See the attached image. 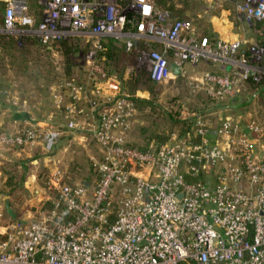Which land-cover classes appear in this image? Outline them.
<instances>
[{
  "label": "built area",
  "instance_id": "1",
  "mask_svg": "<svg viewBox=\"0 0 264 264\" xmlns=\"http://www.w3.org/2000/svg\"><path fill=\"white\" fill-rule=\"evenodd\" d=\"M5 1L0 36L45 44L75 38L86 48L84 77L62 79L51 91L65 127L37 121L0 131V151L42 142L52 153L68 131L91 137L100 158L91 157L97 174L89 184L69 183L60 168L48 174L49 207L32 218L3 223L0 208V264H264V121L196 112L185 134L133 145L144 93L123 92L102 65L104 42L114 39L137 50L136 68L156 82L182 76L216 101L238 98L246 79L264 77V45L243 38L247 27L264 23V0H211L231 4L246 24L231 39L202 35L156 0H38L39 22L27 0ZM201 62L229 69L187 77L186 66Z\"/></svg>",
  "mask_w": 264,
  "mask_h": 264
},
{
  "label": "rangeland",
  "instance_id": "2",
  "mask_svg": "<svg viewBox=\"0 0 264 264\" xmlns=\"http://www.w3.org/2000/svg\"><path fill=\"white\" fill-rule=\"evenodd\" d=\"M164 1L165 2L162 3V5L165 6V8H169L182 18L193 21L202 35H210L214 37V32H217L218 34L216 36L231 39L234 33L243 29V26L247 27L246 24H243L244 22H241L237 15L232 11V14L229 15V20L232 21L233 24L229 28L223 27L224 31L218 29V27H221L222 21H224L226 16V13H222V8L233 9L232 5L219 6L212 3L210 0ZM1 17L2 11L0 10V21ZM231 31H233V33H230ZM241 36H243V34H241ZM243 38L250 40L252 37L246 32V35H244ZM59 42L60 41H57L51 44V47L54 49L50 53L45 52L37 45L30 46L32 47L30 51L24 47V50L27 51L26 53L23 52V54L21 53L22 51L18 52V50L15 51L10 48H8V50H0V77L5 78V81L9 79H15L16 81L19 80L21 83V89L25 91V94L47 96L48 92L46 85H54L57 83V78H63L65 74H78L76 66L81 65L83 62V55L86 47L80 46V49H78V46H76L70 54H67L59 48ZM117 52L118 53L116 54L118 57H116L115 60H112V67L118 72L123 71L128 65H130V67L137 66L138 62L135 58V54L128 55L121 51ZM205 64L200 63L195 68L187 65V77L191 78V76H199L202 72L206 71L208 67L207 64ZM68 71L70 72L67 73ZM147 73L148 69L144 67L141 68L138 76L139 80H141L139 83L143 93L146 91L144 90L146 84H152L146 81L148 78ZM162 84L157 85V94L155 96L148 92L149 95H147L148 98L146 99H155V105H151V103H140L139 105V119L141 124L138 127L136 126L132 132L135 139H142L144 136H154L157 134L163 137H168L166 140L167 142L171 139V131H176V133L180 134L179 130L182 131L187 122L192 126L191 121L193 120V114L196 112H202V104H205L206 100L202 101L201 97L203 96L200 94L199 90L192 88L186 80L179 79L171 83L167 82ZM48 90L51 92V86H49ZM249 96L250 93L244 91L239 94L238 98L241 103H246L250 99ZM251 101H253V99L249 102ZM243 111H246L247 118H250L253 115H258L262 122L264 121V108H262L257 101H255L254 105L250 108L236 110L231 113L244 114ZM175 118L178 119L179 122L175 123L173 121ZM218 120L219 119H216V121ZM143 127L145 129L141 130ZM89 145L92 148L90 155L94 154L97 158H100V150L97 148L96 144L91 141ZM90 159L82 153L79 166L77 163L74 168L78 170V167H80L81 171L83 170V178L88 176L95 179L97 173L94 171L93 162ZM32 171H35V167L33 169L29 168L26 172H20L23 173L21 178H24L19 189L8 198H0V208L4 212L3 222H9L18 218L23 219L24 216L22 217L21 214L23 210H34L33 217L40 207H49L50 202L48 200L44 202L43 199V195L51 194L50 189H48L46 185V180H44L45 182H40L39 186H36L33 182L31 184L30 182H27V173ZM47 176L48 175H46V179ZM34 189H38L42 195L37 197V192H35ZM5 190L7 192L10 191L8 188Z\"/></svg>",
  "mask_w": 264,
  "mask_h": 264
},
{
  "label": "crops",
  "instance_id": "3",
  "mask_svg": "<svg viewBox=\"0 0 264 264\" xmlns=\"http://www.w3.org/2000/svg\"><path fill=\"white\" fill-rule=\"evenodd\" d=\"M225 5L231 4H224L222 6ZM222 13H226V16L224 18L225 23L224 21H222L220 29L218 28L219 30H223V27L229 28L233 24V22L229 20V15L232 14L231 8L223 7ZM230 33H233V31H231ZM201 63L205 64L204 62ZM207 67V70L212 67L210 69L211 71H224L229 69V67L227 66L220 67L219 65L211 64H207ZM4 79L5 78L0 77V92L3 93L0 97V131L13 132L19 128H24L30 123L37 121L41 122L43 125H45L46 123H51L65 127L64 116L58 112H55L51 106L50 91V94L48 93L47 96L31 94L29 95L28 93H24L25 95H22L17 91L12 90L4 91L6 88L8 90L9 86H13L17 82L15 79H9L7 81H5ZM55 85L56 83L54 85H51V91ZM147 95H149V93L148 91H145L144 98H139L136 100L138 106L137 115L132 129L129 133L130 143L142 148H148L150 145L156 144V142H149V140L147 141L143 137L142 139H135L132 134L134 128H136V126H140L141 124L139 119V105L140 103H147L145 102V100H147L146 98H148ZM174 133H176V131H172L171 137ZM91 141L96 144V142L88 135H73L68 131H64V133H62V135L60 136L56 148L52 153H48L44 150L42 142H38L33 146L24 148H9L7 150L0 151V198H8L12 196L19 189L20 183L24 178H21L23 173L20 172H26L29 170V168L33 169L34 167V172L32 171L27 173V182H30V184L33 182L36 186H39L40 182H45L44 180H46V175L55 172L59 168L61 170H64L67 180L73 183L81 182L84 175H82L83 170L81 171L80 167H78L77 170L74 168V166L77 165V163L79 166L81 162L80 156L82 153H84L88 159H90L91 157L97 158L94 154L90 155V151L92 150V148L89 143ZM9 179H12L17 185V187L14 189V192H12V195L6 194L7 191L5 190L7 188L6 182ZM35 192H37V197L42 195L38 191V189H36ZM24 211L25 210L21 212L22 217L24 216L23 219H28L32 217V215H34V210L27 209V211Z\"/></svg>",
  "mask_w": 264,
  "mask_h": 264
},
{
  "label": "trees",
  "instance_id": "4",
  "mask_svg": "<svg viewBox=\"0 0 264 264\" xmlns=\"http://www.w3.org/2000/svg\"><path fill=\"white\" fill-rule=\"evenodd\" d=\"M28 1V5H29V9H30V13L33 16V18L35 19L36 22H39V20L41 19L42 16V6L39 4L38 0H27ZM158 6H160L163 9H167L169 10L172 15L177 18V19H181V20H190V19H186V18H182L178 15H176L172 10H170L169 8H165V6L162 5V3H164V0H156ZM5 6H6V1L5 0H0V10L2 11V17L1 20L4 17V10H5ZM191 21V20H190ZM193 22V21H192ZM220 29V27H218ZM241 32V31H240ZM246 32L248 34H250V36L252 37L250 40H247L248 44H260V45H264V23L263 22H258L255 24V27L253 28H248L246 29ZM242 33V32H241ZM218 33L214 32V37L210 36V35H206L209 36L211 39H216L219 36H216ZM0 50H8V48H10L11 50H18L22 51L21 53L23 54L26 53L27 50H31L33 45H37L38 47L40 46V48H42L45 52L50 53L51 51H53L54 48L51 47V44H45L43 43L39 38L37 37H33V36H27L24 39H20L17 36L14 35H1L0 36ZM59 48L64 51L67 54H70L76 46H78V49H80L79 47L82 46V43L75 38H69V39H65L59 42ZM24 47L27 48V50H24ZM29 47V48H28ZM104 51H102V55H104L106 58L102 59V65L104 66L105 70L107 71L108 75H112L115 76L118 81L120 82L121 85V89L123 92L133 95L135 94L138 90H141L140 88V81L139 80V72L140 70H138L136 67H130V65H128L123 71L118 72L116 69H114V67H112V60H115L116 57H118V55L116 53H118L117 51H121L122 53H126L128 55L131 54H135V58L137 59L138 53L136 49L133 50H126V48L124 47L123 43L116 41L114 39H108L106 40V42H104ZM156 48H159L160 50L163 49L162 45H156ZM168 57L171 58L172 57V52L169 51L168 52ZM83 64L81 65H77V69H78V74L76 75H69L70 71H68L67 73H69L68 75L65 74V76L63 78H57L56 82H60L62 79H68V78H77L79 75L83 78L84 77V73L85 71L83 70L82 67ZM219 65V64H218ZM220 67H223V65H219ZM219 71V70H218ZM219 72H222V70H220ZM78 75V76H77ZM148 78L146 79V81L152 83V84H146V88H144V90H148V92H150L153 96H155L157 93V85H161L162 83H171L175 80H179V79H184L186 80L184 77L180 76L177 77L176 79H170L168 81L165 82H156L154 81L149 72L147 73ZM56 83V84H57ZM8 85V84H7ZM52 84L46 85L47 86V92L49 93V86H51ZM163 85V84H162ZM244 86L245 88L242 90V92H247L250 93L249 96V101L251 99H253V101L249 102L247 101L246 103H241L239 98H232L229 99L225 102H219L216 101L214 99H212L204 90H199L200 94L203 96L202 101L206 100L205 104H202V108L201 111L204 113H211L213 111H221L223 113H231L233 111L236 110H243L246 108H250L252 105H254L255 101H257V103L264 108V77L260 80V81H256L254 80L252 77L246 79L244 81ZM42 88V87H41ZM7 90V88L5 89ZM4 90V91H5ZM8 90H12V91H17L20 94H24L25 91L21 89V83L19 82V80L15 83V85H11L9 86ZM51 93V92H50ZM3 93L0 92V97ZM5 95V94H4ZM25 95V94H24ZM145 102L147 103H151V105H155V99L154 100H145ZM243 113H246V111H243ZM173 121L175 123L179 122L178 119H173ZM191 128V124H189V122H187L186 126L184 127V129L180 131V135L185 134L186 132H188ZM145 128H141V130H144ZM172 132V131H171ZM143 138H145V140H149L150 141H154L156 142V144L160 145V143L165 142L168 137H163L160 135H154V136H144ZM59 141V139H58ZM58 143V142H57ZM95 179H93V177H88L85 176V178H82L83 183L85 184H89L91 182H93ZM69 183H73L71 181L68 180ZM7 188L10 190L9 192H7L6 194L8 195H12L14 192V189L17 187L16 183H14V181L12 179H9L6 182ZM21 185V183H20ZM20 187V186H19ZM8 209V208H7ZM1 239V236H0ZM180 264H185V262H182Z\"/></svg>",
  "mask_w": 264,
  "mask_h": 264
},
{
  "label": "water",
  "instance_id": "5",
  "mask_svg": "<svg viewBox=\"0 0 264 264\" xmlns=\"http://www.w3.org/2000/svg\"><path fill=\"white\" fill-rule=\"evenodd\" d=\"M171 70L177 76L182 75V73H183L182 69L178 65H176L175 63L171 64Z\"/></svg>",
  "mask_w": 264,
  "mask_h": 264
}]
</instances>
